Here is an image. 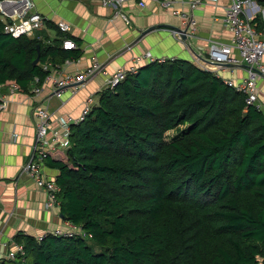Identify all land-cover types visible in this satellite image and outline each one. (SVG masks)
I'll use <instances>...</instances> for the list:
<instances>
[{"label":"trees","instance_id":"1","mask_svg":"<svg viewBox=\"0 0 264 264\" xmlns=\"http://www.w3.org/2000/svg\"><path fill=\"white\" fill-rule=\"evenodd\" d=\"M1 1V0H0ZM264 6V0H255ZM264 32V17L252 21ZM50 26L55 25L48 22ZM45 43L4 32L0 83L24 92L83 55L59 30ZM65 38L79 45L62 47ZM72 125L59 170L64 220L86 235L19 232V264H264V112L216 72L154 59L98 94ZM173 135L170 136V133ZM54 157V158H53Z\"/></svg>","mask_w":264,"mask_h":264},{"label":"crops","instance_id":"2","mask_svg":"<svg viewBox=\"0 0 264 264\" xmlns=\"http://www.w3.org/2000/svg\"><path fill=\"white\" fill-rule=\"evenodd\" d=\"M32 1L34 7L31 11L41 13L46 19L37 32L45 43L58 38L60 21L69 23V34L80 40L83 55L77 61L62 64L65 71H83L94 61L102 63L106 71L88 80L76 94L66 91L62 97L49 95V82L38 97L34 93L39 85L35 80L27 92L14 84H7L2 89L7 106L0 110V264L12 263L8 255L18 244L15 236L19 232L41 238L58 228L66 230L74 226L61 216L59 204L47 205L48 193L22 172L34 150L35 106L40 98L49 96L46 104L52 123L63 122L68 116L77 118L87 103L91 107L97 103V94L108 88L107 79L115 71L128 70L133 66L139 68L154 59L166 58H184L200 66L209 56L211 40L233 41V34L224 22L225 8L230 0H199L193 9L197 20L196 33L184 41L173 34V30L183 26L175 9L191 10L190 3L195 0H170L168 6L162 1L145 0L143 7L138 1H129L121 9L127 19L101 0ZM2 2L7 13L22 9L20 2ZM247 10L254 17L258 14L264 17V6H259L255 0L248 3ZM147 52L151 59L145 57ZM61 66H56V70L62 71ZM210 70L235 83L244 81L248 74L245 64L213 66ZM257 94V105L264 112V76L258 77ZM66 151L61 149L58 153L65 157ZM56 152L51 154L55 156ZM44 166L45 176L56 179L59 170L47 165V161Z\"/></svg>","mask_w":264,"mask_h":264},{"label":"built area","instance_id":"3","mask_svg":"<svg viewBox=\"0 0 264 264\" xmlns=\"http://www.w3.org/2000/svg\"><path fill=\"white\" fill-rule=\"evenodd\" d=\"M11 3H22V9L18 11L16 8L13 13H7L3 8V2L0 1V14L4 21V32L11 34L14 37L28 36L30 38H38L45 41V39L37 35V32L42 29L45 24V17L37 12L31 11L34 7L32 0H4ZM129 1H138L141 7L145 6V0H101V2L117 11L116 14H122L125 19L127 17L121 12L122 7ZM162 1L165 5H170V0H155ZM184 2L185 0H177ZM252 0H230V3L225 8L224 22L233 34L232 43H224L221 41L211 40L209 44V56L203 59V64L200 67L211 69L213 66L220 67L221 65H236L245 64L247 67V78L239 83L233 80H226L227 83L237 90L243 92L246 96V102L249 105H257V80L258 77L264 76V32L257 30L256 25L252 22L254 16L251 15L247 6ZM200 3L199 0L191 1V10L175 9V14L178 15L183 23L182 30L185 31L188 39L196 33L197 20L195 18L193 9ZM58 29L69 34L71 27L69 23L60 21L57 25ZM173 34L179 40L184 41L183 33L178 30H173ZM50 43V42H46ZM64 49L77 48V42L71 38H65L62 43ZM237 52V54H235ZM145 57L151 59V54L147 52ZM140 59V58H139ZM69 58L65 64L74 61ZM79 60V59H78ZM77 61V60H76ZM138 62V61H137ZM43 70L48 71L44 83H40L38 77H35L38 86L35 87L34 93L42 95L44 85L50 83L49 95H57L62 97L66 91L71 94H76L86 82L93 78L100 72H105V66L99 61H94L83 71L69 72L65 71L63 67L61 70H56V65L51 60L39 62ZM139 65V64H138ZM135 66L128 70L115 71L107 79L108 87H116L118 83L123 81L126 76L136 71ZM107 73V72H106ZM7 84L0 83V110L7 106V100L2 93V89ZM18 88L17 85L14 84ZM48 97L40 98L35 106L36 113V137L33 153L28 162L23 166L22 172L30 176L39 188L44 189L48 193V206L53 207L59 204L58 193L60 186L56 179L46 177L44 173V165L53 151L67 150L72 145V125L82 121L91 109L90 103L84 107L81 115L77 118L68 116L63 122L52 123L51 112L47 106ZM259 106V105H258ZM57 234L75 235L77 233L86 235L82 230L75 225L73 228L61 229L54 231ZM19 254H24V247L20 243L16 244L14 250L10 252L8 257L16 259Z\"/></svg>","mask_w":264,"mask_h":264},{"label":"water","instance_id":"4","mask_svg":"<svg viewBox=\"0 0 264 264\" xmlns=\"http://www.w3.org/2000/svg\"><path fill=\"white\" fill-rule=\"evenodd\" d=\"M178 31L182 32L183 33V38L185 40L188 39L185 31H183L182 29H178ZM37 50H38V56L36 57V59L34 60L33 64L36 66V65H39V62H40V45H37ZM61 216L63 217V214H61Z\"/></svg>","mask_w":264,"mask_h":264},{"label":"rangeland","instance_id":"5","mask_svg":"<svg viewBox=\"0 0 264 264\" xmlns=\"http://www.w3.org/2000/svg\"><path fill=\"white\" fill-rule=\"evenodd\" d=\"M259 5V4H258ZM260 6V5H259ZM173 135V132L170 133V136ZM11 264H19V263H11Z\"/></svg>","mask_w":264,"mask_h":264}]
</instances>
